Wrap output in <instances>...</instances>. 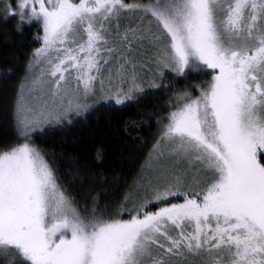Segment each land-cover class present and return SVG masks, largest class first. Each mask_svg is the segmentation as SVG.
<instances>
[{"label":"snow or ice","instance_id":"6c2138e0","mask_svg":"<svg viewBox=\"0 0 264 264\" xmlns=\"http://www.w3.org/2000/svg\"><path fill=\"white\" fill-rule=\"evenodd\" d=\"M19 7L28 9V23L42 25L45 47L35 56L70 45L50 72L57 77L53 97L70 69L85 96L106 70L128 85L111 97L124 104L133 90L143 91L136 57L146 45L163 44L152 57L157 74L182 75L193 64L215 73L198 97L179 98L161 136L170 147L158 141L154 148L161 168L187 161L211 178L201 192L155 189L148 203L184 198L155 213L142 211V203L128 220L104 211L82 215L41 152L21 143L0 153V254L15 253L25 264H165L153 254L155 245L173 257L215 252L213 264H264V0H21ZM134 9L162 32L122 29L121 13ZM61 117L47 102L28 107L23 95L17 101L26 140L37 125Z\"/></svg>","mask_w":264,"mask_h":264},{"label":"trees","instance_id":"16d2710c","mask_svg":"<svg viewBox=\"0 0 264 264\" xmlns=\"http://www.w3.org/2000/svg\"><path fill=\"white\" fill-rule=\"evenodd\" d=\"M125 2L152 4L154 0ZM41 37L39 23L7 16L0 1V153L24 142L37 148L82 215L104 211L128 220L142 203L147 205L142 211H156L164 202L148 203L149 198L144 201L140 193L150 154L179 98L198 97L212 72L193 64L176 81L167 78L158 90L135 94L122 105L99 103L82 116L34 131L26 140L18 130L17 101Z\"/></svg>","mask_w":264,"mask_h":264},{"label":"rangeland","instance_id":"374dc122","mask_svg":"<svg viewBox=\"0 0 264 264\" xmlns=\"http://www.w3.org/2000/svg\"><path fill=\"white\" fill-rule=\"evenodd\" d=\"M2 1L4 12L7 16L11 13H16V16L21 19L20 13L23 11L24 19L23 21L27 22L28 18V9H20L19 4L21 0H0ZM76 2V0H74ZM139 5H149V4H139ZM46 6H48L46 4ZM22 20V19H21ZM32 22H37L40 24L41 29L42 25L40 22L33 20ZM120 26L124 28H134V29H151L153 33L159 34L162 32V29L157 26L154 18L150 15L144 14L142 9H134L121 13ZM43 29L41 37V46L38 49L44 48L43 42ZM68 43L64 45H54L52 48L48 49L44 55L39 57L35 56L31 58L30 64L27 68V73L22 84L19 97L21 95L24 97L26 106L33 107L39 106L47 102L52 108L53 113H62V117L59 121L52 120L51 122H43L36 126V130L40 131L49 126L57 125L61 120H72L78 116H82L90 111L94 106H97L99 103H106L112 101L111 97L115 95L116 91L119 88L127 89L128 85L124 84L119 78L109 76V72L104 70L97 77V79L92 84V91L85 96L83 91L82 82H78L75 79L76 72L74 69L65 72V80L61 81V91L59 96L53 97L52 93L56 91L54 86V81L57 77L50 75V72L54 69L55 64L59 62V58L64 57L63 49L69 47ZM163 47V44L160 45V48H152L151 46L146 45L145 49H141L137 55V83L140 88L143 89L142 92H137L133 90L130 95V99H125V102L133 99V96L138 94H143L149 90H158L161 86L165 85L166 79L174 78L180 76L171 70L165 69L162 74H157L155 67L152 63V57ZM83 55V54H81ZM111 67L112 70H115V65H108L105 68ZM185 71V70H184ZM211 71V70H210ZM95 74V70H93ZM215 74L212 72V75ZM59 76V73L57 74ZM136 98V97H135ZM53 99H55V104L53 105ZM69 101H73L71 108H69ZM79 101L81 107L76 108L75 102ZM17 113V112H16ZM17 120V114H16ZM18 130L21 134V130L18 126ZM34 131H31L33 133ZM163 135V133H162ZM23 136V135H22ZM160 146L166 151L170 145L166 144L164 141L160 140ZM155 152L152 153L149 162L147 163L146 168V178L144 185L140 190L141 199L144 201L149 198L148 201H155L154 190L159 189L163 190L165 185L169 186L172 191L175 192H201L207 185L210 177V174L203 170L202 166L198 171V165L196 163L189 164L187 161L175 162L173 160H168L166 166L161 168L160 165L154 159ZM151 180V186H149L148 181ZM191 198V197H190ZM199 202V197H196ZM164 202L161 207H170L171 204H180L184 202V198L180 196L169 197L168 201ZM159 202V203H160ZM158 203V204H159ZM138 207V205H137ZM134 207L133 209H135ZM159 211V208L152 212L155 213ZM170 232L171 227H170ZM186 230L191 231V228ZM161 243H164L167 247V241L164 237L159 238ZM153 254L161 256L165 264H213V257L216 255L215 252L212 254L201 253L200 255H187L186 257H173L169 256L163 249H159L157 246H153ZM24 261L21 257L17 256L15 253H4L0 254V263L5 264H22ZM25 263V262H24ZM150 264V261L147 262Z\"/></svg>","mask_w":264,"mask_h":264}]
</instances>
